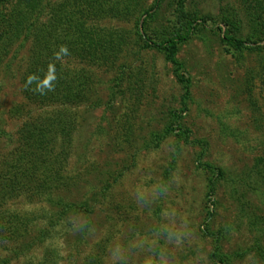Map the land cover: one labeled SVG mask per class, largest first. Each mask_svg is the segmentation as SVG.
Masks as SVG:
<instances>
[{"label":"rangeland","instance_id":"obj_1","mask_svg":"<svg viewBox=\"0 0 264 264\" xmlns=\"http://www.w3.org/2000/svg\"><path fill=\"white\" fill-rule=\"evenodd\" d=\"M113 1L46 0L42 20L63 8L61 29L76 12L94 42L126 37L123 67L60 57L69 71L90 73L80 98L28 97L21 38L0 59V264H45L47 250L46 264H220L217 245L251 249L232 264H264V0H121L130 7L117 16ZM5 27L0 16V35ZM187 32L175 55L186 91L165 53L140 35ZM226 33L245 43H228ZM53 119L73 128L54 176L64 184L49 194H37L35 181L5 190L21 128L37 122L47 133ZM37 227L48 229L43 245Z\"/></svg>","mask_w":264,"mask_h":264},{"label":"trees","instance_id":"obj_2","mask_svg":"<svg viewBox=\"0 0 264 264\" xmlns=\"http://www.w3.org/2000/svg\"><path fill=\"white\" fill-rule=\"evenodd\" d=\"M46 6V0H0V16L6 19L5 30L0 35V59L6 56L8 47L19 38L29 43V55L23 73L26 82L24 89L26 94L30 93L29 98L44 97L50 99V97L60 98L67 95H71L72 98H80L82 96V90L78 89V86H81L86 79L89 80L90 73L84 70H77L76 73L69 71V68L62 66L61 61H59L62 56L72 55L85 61H93L97 65L106 62L111 67L124 66V63H117L120 47L126 41L123 34H118L115 31V35L99 36L98 40L94 42L87 35L88 33H94V31L86 32V28L83 27L82 14L79 17V14L77 15L75 12L73 22L69 19L66 23L67 27L61 29L59 28L60 23L65 24L61 15L63 8L61 12L55 13V11L53 18L49 17L48 20H42L45 18ZM129 7L124 8L123 1L115 0L111 10L117 16L127 12ZM149 10H144V13L149 12ZM148 14L150 16V13ZM137 25L138 22H136V33L138 31ZM70 29L73 30L69 31ZM189 37L188 32L178 33L162 41H155L140 35V39L146 44L165 53L166 58L174 66L173 71L176 78L186 87V91L189 81L180 73L181 64L176 60L175 55L178 46L188 40ZM225 39L231 44L242 45L245 43L242 39L227 35V33ZM77 77L79 81L74 86L71 84V79L77 82ZM19 109L16 106L15 112H18ZM53 112L61 114L62 110L60 108ZM64 121L65 119L60 121L53 119L51 124L45 127L47 133L42 130V127H39L37 122L25 124L21 128L17 138L19 145L17 150L18 162L11 167L13 168L11 172L16 179L12 173H9L12 177L9 181L12 182L13 186L6 182L3 184L5 190L26 189L31 186V182L35 181L39 190L35 191L37 194H49L54 188L59 189V186L64 184L60 178L54 177L60 176L65 168L64 163L67 159L73 129L70 124H66ZM208 167H211V165H208ZM40 170L41 172H39ZM218 171L223 174L221 169H218ZM57 181L61 183H58V185ZM214 186L215 182L210 178V195L214 191ZM0 199L3 201L5 195ZM37 229L34 241L38 240L43 245L47 238L48 229L40 227H37ZM32 233L33 230L28 235L25 232L21 235V250L27 242H30L29 239ZM255 247L258 252H261L260 246L256 244ZM250 251L251 249H246L242 252L235 251L228 254L221 251L220 245H217L212 256L217 257L220 264H232L233 256L244 257ZM50 255V251L47 250L40 261H45L46 264L50 260ZM8 262V259H4L2 264H8Z\"/></svg>","mask_w":264,"mask_h":264}]
</instances>
